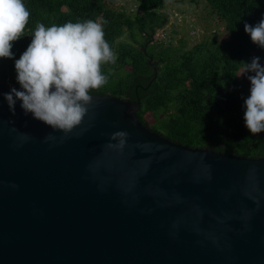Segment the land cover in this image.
<instances>
[{
	"label": "water",
	"instance_id": "95a60500",
	"mask_svg": "<svg viewBox=\"0 0 264 264\" xmlns=\"http://www.w3.org/2000/svg\"><path fill=\"white\" fill-rule=\"evenodd\" d=\"M11 88L0 78V264H264V158L188 149L107 95L64 136L10 112Z\"/></svg>",
	"mask_w": 264,
	"mask_h": 264
},
{
	"label": "trees",
	"instance_id": "16d2710c",
	"mask_svg": "<svg viewBox=\"0 0 264 264\" xmlns=\"http://www.w3.org/2000/svg\"><path fill=\"white\" fill-rule=\"evenodd\" d=\"M132 1L133 10L125 13L105 5L111 0H23L30 16L23 36L12 42V58H0V78L22 90L14 64L30 45L38 23L50 27L100 22L116 60L101 66L107 83L89 95L137 102L135 115L142 126L188 149L264 158V132L253 135L245 127L250 82L240 78V62L259 56L264 65V49L244 31L245 23L255 25L264 17V0ZM184 2L203 3L226 41L211 38L190 49L183 42L177 48L157 43L156 32L167 24L162 10Z\"/></svg>",
	"mask_w": 264,
	"mask_h": 264
},
{
	"label": "clouds",
	"instance_id": "9594fccd",
	"mask_svg": "<svg viewBox=\"0 0 264 264\" xmlns=\"http://www.w3.org/2000/svg\"><path fill=\"white\" fill-rule=\"evenodd\" d=\"M29 16L23 0H0V58H12V42L23 36ZM244 31L253 44L264 49V17L255 25L245 23ZM115 60L100 22H67L50 27L38 23L30 45L14 64L22 90L13 87L4 99L10 112L14 113L19 100L25 115L31 113L33 119L68 136L92 107L89 91L107 83L101 66ZM240 63V75L254 73L247 75L250 95L244 101L243 118L247 130L255 135L264 132V65L259 56ZM125 135L117 132L113 138ZM53 139L48 135L44 142ZM122 144L123 139L116 146Z\"/></svg>",
	"mask_w": 264,
	"mask_h": 264
},
{
	"label": "rangeland",
	"instance_id": "374dc122",
	"mask_svg": "<svg viewBox=\"0 0 264 264\" xmlns=\"http://www.w3.org/2000/svg\"><path fill=\"white\" fill-rule=\"evenodd\" d=\"M111 10H122L128 13L133 10L132 0H111L105 2ZM167 24L156 32L154 39L157 43L168 44L172 48L183 42L185 49L201 42H209L212 38L218 43L226 41V35L221 25H215L211 17H207L204 4L184 2L180 5H167L162 10ZM241 74V73H240ZM241 81L246 83L247 74L240 75Z\"/></svg>",
	"mask_w": 264,
	"mask_h": 264
}]
</instances>
